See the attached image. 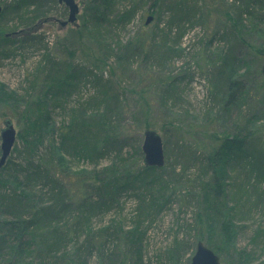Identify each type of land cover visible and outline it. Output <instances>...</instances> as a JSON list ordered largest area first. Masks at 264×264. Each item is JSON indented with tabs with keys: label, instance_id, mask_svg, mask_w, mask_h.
Masks as SVG:
<instances>
[{
	"label": "rangeland",
	"instance_id": "1",
	"mask_svg": "<svg viewBox=\"0 0 264 264\" xmlns=\"http://www.w3.org/2000/svg\"><path fill=\"white\" fill-rule=\"evenodd\" d=\"M21 1L0 0V130L10 120L23 139H16L7 162L51 160V171L74 203L85 196L97 199L108 182L117 186L109 206L83 233L73 235L70 225L73 241L54 249L68 251L72 261L87 237L94 250L86 264H138V256L142 264H190L202 241L222 264H264V180L246 179L244 160H233L216 174L229 183L231 194L234 180L245 181L246 193L220 198L208 192L218 176L204 162L215 137L246 127L260 137L264 153V1L122 0L119 10L134 17L129 24L118 22L119 31L109 27L110 34L95 28L89 0H75L77 20L66 26L61 22L68 8L57 0L56 5L38 0L40 12L30 7L15 13ZM246 7L252 17L244 14ZM32 19L34 25H23ZM32 35L42 36L44 45L38 50L19 45ZM5 37L16 41L13 47ZM45 54L56 64V83L43 84L38 74ZM229 84L236 89L228 91ZM52 86L65 100L49 102ZM229 93L237 98L225 111ZM72 121L79 147L88 149L89 137L91 145L105 139L112 149L84 158L71 154L74 142L62 146L59 133ZM85 123L95 127L92 133ZM146 130L161 136L165 150L164 167L153 172L142 170ZM16 182L4 185L2 195L13 188L25 194ZM33 192L40 202L38 188ZM7 219L4 209L0 221ZM46 252L32 254L31 264H54Z\"/></svg>",
	"mask_w": 264,
	"mask_h": 264
},
{
	"label": "trees",
	"instance_id": "2",
	"mask_svg": "<svg viewBox=\"0 0 264 264\" xmlns=\"http://www.w3.org/2000/svg\"><path fill=\"white\" fill-rule=\"evenodd\" d=\"M120 1L122 0H89L91 11L88 16L93 19L95 28L102 31V33L106 32L110 34L107 31L109 27L114 31H119L118 22L126 24L131 22L134 15L130 14V12L127 13V10L125 11V9H123V13L128 15L127 18H125L122 10H119L118 8ZM19 4L20 5L16 8L15 13H21L23 9L30 7H34L37 12H40L43 8V3L38 0H22ZM51 4L56 5V0H51ZM248 9L249 8L246 7L243 12L248 17H252L253 13ZM39 16L45 17L46 15L38 13V17ZM34 24L35 23L32 19L29 23L23 25H25V27H30ZM4 40L10 42L8 43L9 47H13L15 44L13 42H16L8 37H5ZM44 42L42 36L35 35L24 37L18 41L21 47H28V49L35 50H38L44 45ZM262 52H260L261 55ZM52 60L53 59L49 57V54H45L44 58H42L41 68L39 69L38 74L41 73L43 75V84L50 81L53 83L58 81L55 79L54 74L56 64ZM73 73L71 74L72 77ZM261 81L264 85L263 76ZM233 83L236 84L235 81ZM233 88L236 89L234 85H228V91ZM55 90L54 86H52L50 87V90L47 91L46 96H48L47 99L49 102L52 103L53 101V103H55L56 101H60V99L65 100L66 96H59ZM229 94V99L223 106L225 111H229L230 108L233 109L231 106L237 98L234 97L232 93ZM236 108H239V104L236 105ZM248 122L250 121H246L245 124ZM72 124L73 121L68 127H66L69 131H61L59 133L62 146H65L68 141H71L70 144L74 142V146H71L69 149L71 154L84 158L88 155H91L92 157V155L95 156L112 149L110 143L104 141L105 139L98 143L101 144L100 146H96L94 140L92 141L94 144L91 145V143H88L89 137L86 140V146L88 149H85V147H83L84 145L79 147L75 135L71 133L73 127ZM92 124L93 123L91 122V125ZM86 125L85 130H87L88 133H92L91 130L95 127L89 126L88 128V124ZM45 126L52 130L51 133L54 132V127L52 128L50 125ZM100 135L102 136V134ZM16 139L23 141L22 134H18ZM89 144L91 146H89ZM38 146V142H36L35 145L32 144L33 148L31 150H33V152L36 151ZM259 146L260 137L252 132V128L250 129L249 127H246L245 129H241L239 133L231 136H224L221 139L215 137L214 142L208 146L204 162L208 166V169L212 170V172L218 176L216 171L219 170L220 167L226 166L229 169L231 166L230 162L243 159L244 166L242 169L245 171L244 173H246V179L249 180L252 178L257 182H262L264 180V153ZM28 147L30 146L28 145ZM51 150H54V153L58 155V149L55 145ZM23 166V162H17L13 165L11 162L6 161L5 165L0 169V213L5 209V212L10 218L6 221H0V264H31V255L37 252L39 253L40 250L44 252L47 251L46 258L54 264H86L94 250V244L91 239L87 237L83 239L81 245L72 255L74 256V260L72 261L67 260L69 254L68 251L65 253L61 252L59 249L55 250L54 248H66L69 243L73 241V238L68 232L70 225H72L71 227H74L73 235H76L78 229L83 233L89 225V222L92 220V217L96 216L102 210V207L109 206L111 202L109 196H112L111 193L114 192L113 188L117 186H115L113 182H108L99 189V191L101 190L102 195L97 197V199L85 196L78 203H74L69 197V192L66 187L51 171L53 168L51 160H41L39 163H35V160H33V162H28L24 167ZM2 170H6L9 173H3ZM142 170L143 172H153L157 169L144 167ZM20 173H23V177L19 180L18 176ZM220 179L221 178L218 176L210 182L209 193L213 192L215 195L220 196V198H227L228 196L231 197L233 195L231 198L235 199L237 196L246 193L245 181L242 183L240 180H234L237 188L235 190L236 192L231 194V191L229 192L228 190L229 183L224 185ZM15 181H17V185L21 186V192H25V194H17L15 192L17 189L13 188V192L5 191L2 195V187ZM136 182L139 181L136 180ZM38 186L41 187V189H39ZM34 188H38L37 195L41 200L40 202H35L34 197L36 196L34 195V192L31 194V190ZM104 199H106V203L103 202ZM233 210L234 206L232 208V211ZM66 219H72L71 222L74 221L73 224ZM75 238L77 239L76 241H78L80 235H77ZM23 250H26L28 255L24 256ZM14 251L17 253V256L14 255ZM9 254H12V256L10 257ZM138 264H142L140 256H138Z\"/></svg>",
	"mask_w": 264,
	"mask_h": 264
},
{
	"label": "water",
	"instance_id": "3",
	"mask_svg": "<svg viewBox=\"0 0 264 264\" xmlns=\"http://www.w3.org/2000/svg\"><path fill=\"white\" fill-rule=\"evenodd\" d=\"M58 4L68 8L67 20L61 22L62 26L73 24L77 20L79 6L75 0H57ZM2 6L0 5V15ZM152 21L149 16L145 24L148 25ZM264 57V51L262 52ZM261 74L264 77V64L261 67ZM17 133L10 120L3 123V128L0 130V169L3 167L10 156V153L16 142ZM142 163L144 167L160 169L165 165V151L161 136L154 130H146L143 134V142L141 146ZM190 264H222L219 257L209 249L202 241L196 244V250L191 258Z\"/></svg>",
	"mask_w": 264,
	"mask_h": 264
}]
</instances>
